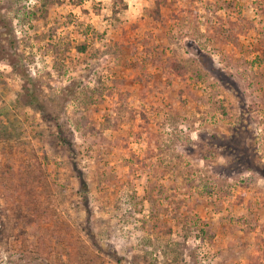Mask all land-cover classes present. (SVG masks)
Listing matches in <instances>:
<instances>
[{
	"label": "rangeland",
	"instance_id": "rangeland-1",
	"mask_svg": "<svg viewBox=\"0 0 264 264\" xmlns=\"http://www.w3.org/2000/svg\"><path fill=\"white\" fill-rule=\"evenodd\" d=\"M0 14V264H264V0Z\"/></svg>",
	"mask_w": 264,
	"mask_h": 264
},
{
	"label": "trees",
	"instance_id": "trees-1",
	"mask_svg": "<svg viewBox=\"0 0 264 264\" xmlns=\"http://www.w3.org/2000/svg\"><path fill=\"white\" fill-rule=\"evenodd\" d=\"M1 19H2V16L0 14V24H1V21H2ZM202 59H205V56H202ZM204 63H205V60H204ZM210 64H211L210 66H211L212 71L220 79H223L224 74H222L221 70H219L218 68H216L215 65L212 62ZM222 81H225V80H222ZM30 99L32 100L33 107L39 108L42 111L43 114L46 113L45 110H43V107L44 106H42V103L37 100V97L35 95H33ZM78 177L80 178L81 190H82L83 193H86L88 191V183L86 182V180L81 175H79Z\"/></svg>",
	"mask_w": 264,
	"mask_h": 264
}]
</instances>
